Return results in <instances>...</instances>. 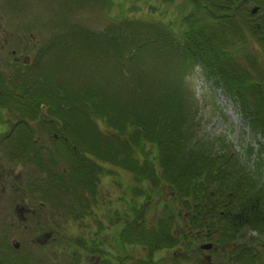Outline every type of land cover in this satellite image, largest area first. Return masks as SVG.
<instances>
[{
    "label": "rangeland",
    "instance_id": "374dc122",
    "mask_svg": "<svg viewBox=\"0 0 264 264\" xmlns=\"http://www.w3.org/2000/svg\"><path fill=\"white\" fill-rule=\"evenodd\" d=\"M123 1L125 4L121 6L120 3ZM137 1L140 3V8H143L142 11L138 7H131L130 3L125 0H109L110 6L108 9H106V0H0V58L8 57L11 55V51H14V55L21 57L28 56L33 61L43 58L40 60L41 67L52 71L54 78L45 76V90H52L56 97L63 99L60 101V104L63 105L60 106L59 113L53 117L59 118L60 115L73 111L72 118L74 122L77 125L83 126L86 144H91L93 137L99 139L101 133L103 136L107 135L111 138L112 136L105 132L108 131L107 125H104L99 118L89 114V116L94 117V123L101 130L98 129L95 132L96 128L93 121L89 120L82 112V109L77 107L82 102L85 94H96V91L103 95L109 94V99H106L109 100L108 107L112 105L111 101L113 97L111 98V96L116 94L115 100L119 98L118 101L121 103L128 96V90H126L125 86L126 80L132 71L138 75L139 79L141 78L143 86L147 91L151 85L149 95H156L159 90L158 86H160V89L163 88L161 82L165 80L164 77H169V72L173 70L170 60L161 54H157L151 48L146 49L143 62L134 63L133 67L126 65L123 68L115 70V58L120 57L128 63V51L125 53L121 46L126 40H117L118 36L116 33L119 31L118 35L129 37L137 31L133 27L134 25L125 26L127 25L126 22L136 23L153 20L152 24H155L159 20L165 21L166 13L170 10H172L170 15H175L176 13L179 16L178 11L172 4V6L157 5L156 8H162L161 10L165 11L157 12L160 14L158 16L157 13L155 15L154 11H152L151 6L150 8L145 5L149 1L155 5L156 0ZM180 1L175 0V2ZM252 6L258 5L250 3L248 7L243 8L241 4H238L233 10L237 17H239L237 18L238 24L245 31L244 36H247L248 32V30H245L246 26L252 28L251 25L254 24L248 18L250 16L249 10ZM260 9L263 11L261 12L263 15L258 12L254 15L256 20L261 16L264 18V7H260ZM161 14H163V17ZM149 15L155 16L150 17ZM104 29L105 31L102 32ZM234 41L236 39H232L230 43ZM143 43L150 44L151 40L144 38ZM252 43V41H246L244 47L238 43H233L230 48L233 51L236 50L234 52L241 51V53L246 50L250 53H242L243 55H251L259 59V65L254 64L252 67L249 65L248 69L252 76L251 83L264 89V81L253 80L257 79L259 73H264V54L261 50L263 47L258 44L259 47L256 44L253 50L251 48L253 46ZM127 49H130V46H127ZM242 58L240 55L237 57L238 65L241 68ZM24 71L27 72L28 69H24ZM118 73H120V77L117 75ZM39 77L38 75V79ZM112 77L115 82L111 79ZM133 79L137 83V79ZM154 83L158 86L156 87ZM183 90V94H185L183 104L188 113L186 117L189 127L190 123L192 124L193 139L199 143L200 147H204L206 151L218 155L227 153L232 158L237 159V162L245 168L249 176L261 173L259 187L263 191L261 195H264V137L251 131L241 111L237 97H230L223 87L217 86L213 79L210 80V78L206 77L204 69L199 65L193 67L192 70L185 74ZM143 93H145L144 90ZM68 98L75 102L74 110ZM56 101L59 102L57 98ZM106 103L105 101L104 104ZM51 106L54 108L53 111H57L54 102H52ZM82 129L79 128V132L77 133H64L67 135L68 141H66V144L68 145V150L82 154L81 157L89 164H93L94 162L90 161V159L88 160L85 154L94 161L101 163L102 157H104L101 149L97 156L98 152H91L85 148L84 144L78 143L83 140L81 135ZM109 143L110 139L104 138V141L102 139V142L96 146V149L108 147ZM60 145L61 141L59 140L53 142L52 156L57 158L58 161L56 167L64 165L60 159L62 152ZM144 147L145 151L148 152L147 145ZM130 148H126V150H130ZM146 157L147 153L143 155L139 154L137 160L141 164H146ZM150 158L151 162L156 164L153 161V153ZM95 166L96 164L94 163V169ZM145 170L147 173L149 172L148 168ZM156 171L158 170L153 169V172ZM247 174H244L240 178L243 184L236 188V195L233 196L232 194L230 196V207L235 204H242L240 195L249 184ZM123 176L119 177V179L123 183H126L130 177L128 174H123ZM46 184L50 185L48 182ZM212 187L209 186L210 189ZM107 188L108 190L104 191V194L108 195L110 193L114 206L119 209L122 208V204L118 202L119 194L117 193V187L111 184L107 185ZM154 190L158 194H153L152 196V205L155 206H158L161 199H163L161 204H164L166 199L170 200L175 196V193L173 194L166 190L165 184L161 186V194L157 193V189ZM13 212V206L10 208L6 207L5 204L0 206V220L6 222L4 224L2 221L0 222V264H29V262L24 263L23 261L29 260L28 257L30 255L34 260L37 259L40 264H66L62 258L57 256L59 251L56 249L61 244L55 246L54 241H52V245H46V242H43V235L49 231L45 224L37 223V229H33L30 235H28L27 230L24 231V236L21 238V233L28 224L20 226L22 223L19 224L17 222L13 217ZM159 215L160 213H158V217ZM152 216L154 219L157 218V214L152 212L150 216L147 215L148 220ZM182 217L185 218L184 210H180L174 214V224L169 238L173 240L179 237L180 240H183L179 244L185 243V240L191 237L182 234L184 229L181 228ZM9 218L11 219L8 220ZM242 220L249 226H244L243 224L244 232L234 243V246H237L239 251L233 245L227 244L225 245V251L220 253L219 246L217 245L218 247L210 253V264H224L222 260L224 258L225 260L229 259L230 257L235 259L232 262L229 261L228 264H264V234L255 226L250 225L252 224L250 217L244 216ZM70 227L74 228L73 232L70 230ZM87 227L88 225H83L82 222H65V224H59L58 227H55L56 230L52 229L51 235L58 237L56 240L58 243L62 241L68 242L72 239L75 240L70 236L72 233L79 234V232H85L90 236L91 230L87 231ZM83 228L85 229L83 230ZM97 235L103 236V234ZM111 235L112 231L105 232L103 238V241L107 243L105 249H108V241ZM199 240L197 238V242H200ZM15 241L16 243L19 241L21 247L18 253L13 252L14 247H12V244ZM207 242L213 243V241ZM239 244H243L244 248L242 249V246L238 248ZM142 247L147 252L148 248L144 245ZM175 249L171 250L170 248L169 251L162 250L158 255L153 257L154 262L158 264H182L181 257L177 253H174ZM196 250H199L198 246ZM83 251L84 254L79 255V257L84 261V264L91 263L92 261L88 259L92 251L86 248V246L83 247L82 244H79L75 252ZM93 251H96L100 256V260H95V263H102V251L95 247H93ZM140 251L142 252V249ZM141 252L134 251L131 258L132 261L129 260V264H144L142 260L147 259L148 252ZM240 253H243L240 256L241 259L239 258ZM206 254L208 255L209 253L205 251L202 253L204 262H206V258H204ZM65 259L68 258L65 256ZM39 263L34 261V264Z\"/></svg>",
    "mask_w": 264,
    "mask_h": 264
},
{
    "label": "trees",
    "instance_id": "16d2710c",
    "mask_svg": "<svg viewBox=\"0 0 264 264\" xmlns=\"http://www.w3.org/2000/svg\"><path fill=\"white\" fill-rule=\"evenodd\" d=\"M125 1L131 7L140 8L137 0ZM156 1L155 5L150 1L145 4L152 7L155 15L164 11L156 8L157 5H174L179 16L176 13L170 15V10L166 13L165 21L159 20L155 24H152L153 20L147 21V25V22H126L127 27L134 25L137 29L129 37L118 35L119 31L116 33L117 40H126L121 46L125 53L128 51V63L120 57L115 58L114 62L115 70L126 65L133 67L134 63L143 62L147 48L154 49L157 54L168 58L173 66L169 77H164L165 80L161 82L163 88L160 89L154 83L159 87L157 96L149 95L151 85L147 91L141 78L131 71L126 80V100L120 103L119 98L115 100V94L111 96V107H108L109 100L106 99H109V94L103 95L96 91V94H85L83 103L87 107L86 112L91 110L92 115L107 125L108 130L118 139L111 141L112 149L103 152L101 167H120L115 162L120 152L122 162L125 161L123 159L128 160L134 171H146L148 168L149 184L157 187L160 185L157 193L161 194V186L164 184L167 191L175 193L164 204H161L163 199L160 200L162 208L157 211L154 209L157 214L155 219L153 216L149 220L147 218L152 213V197L146 207L137 210L138 216L134 214L133 221L129 224L132 227V245H144L151 252L173 249L177 239L169 238L174 214L180 210L193 209L190 213L185 212L181 228L199 234L210 233L211 240L216 247L219 246L222 253L225 251L223 243L234 245L238 237H241L244 226H249L243 222L244 216L250 217V225L264 234V195H261L263 191L259 187L261 173L249 176L237 159L227 153L218 155L206 151L193 139L192 124L189 127L186 117L188 113L183 104V80L193 67L201 66L206 77L213 79L217 86L223 87L230 97H237L251 131L264 137V89L251 83L252 76L248 69L249 65H259L260 61L255 56L243 55L242 53H250L246 50L241 53L230 48L233 43L244 47L246 41H252L251 48L254 50L253 47L259 44L263 47L261 50L264 54V18L261 16L256 20L250 14L249 21L254 24L251 25L252 28L246 26L245 30L248 32L244 36L245 31L238 24L239 17L233 12L238 4L245 8L250 3H255L262 8L264 0H212L211 7H205L204 0ZM199 3L202 6H198ZM124 4V1L120 3L121 6ZM260 7L261 13L263 11ZM122 10L124 11L123 8ZM157 15L160 16L159 13ZM246 22L249 23L248 20ZM104 31L105 29L102 32ZM144 38L151 40V43H143ZM232 39L236 41L230 43ZM239 55L243 57L242 68L238 65ZM133 78L137 79V83ZM111 79L114 81L113 77ZM253 80L264 81V73H259L257 79ZM146 145L148 152L145 151ZM144 153H147L146 164H141L137 158ZM152 153L156 164L151 162ZM153 169L158 171L153 172ZM100 171L98 164V173ZM244 174L248 175L249 184L240 195L242 204L230 207V196L236 195V188L243 184L240 178ZM209 186H213L212 189ZM150 193H153L152 188ZM199 239L204 241L202 237ZM190 247L187 245L183 249ZM234 259L230 257L222 261L225 264Z\"/></svg>",
    "mask_w": 264,
    "mask_h": 264
},
{
    "label": "flooded vegetation",
    "instance_id": "af4514ba",
    "mask_svg": "<svg viewBox=\"0 0 264 264\" xmlns=\"http://www.w3.org/2000/svg\"><path fill=\"white\" fill-rule=\"evenodd\" d=\"M204 1L205 7L212 6V0ZM198 6H202L201 3ZM35 64L36 62L27 56L0 58V206L3 204L9 208L13 206V217L19 224L22 223L20 226L28 224L24 227L21 238L24 236V231L27 230L30 235L33 229H37V223L45 224L49 231L43 235V242L52 245V241L58 239L51 235V230H56L54 223L61 225L65 222H82L83 225H88L87 231L91 230L90 236L85 232H79L83 247L89 248L93 254L97 253L93 251V247L100 249L102 254L107 255L109 264H129L134 251L141 252L142 249L133 248L132 227L129 224L134 218V207L138 210L143 206V200L147 202L149 197L146 174L143 169L134 171L128 160L123 162L126 164L125 169L116 166L101 167L100 163L85 154L88 160L96 164L94 169V163L86 162L81 157L82 154L68 150L67 135L59 136L56 133H77L79 128L71 126L70 120L52 121L47 109L49 105L37 104L40 96L33 88L27 90L23 83H19L16 88L4 87L5 76L13 78L20 67L35 69ZM35 74L34 71L29 78H33ZM45 75L50 76V72L46 71ZM50 94L51 90L41 91V95L46 99H49ZM54 130L56 132H53ZM62 138L60 156L64 165L56 167L52 158L53 142ZM82 138L83 140L78 143L84 144L91 152H98L96 146L102 142V139L104 141V137L100 136L99 139L93 137L91 144H86L84 136ZM106 149L104 147L101 153L103 154ZM98 164L100 173H98ZM38 170L44 175H37ZM84 171H90L91 174L81 176ZM123 174H128L130 177L126 183L119 179L124 177ZM37 176H39L38 183ZM47 182L50 185H47ZM111 184L117 187L118 202L122 204L120 209L114 206L110 193L104 194V191L108 190L107 185ZM192 211L193 209L190 210ZM2 222L4 224L5 221ZM111 231L108 249H105L107 243L103 238L105 232ZM182 234L193 238L190 237L185 243L179 244L183 241L180 240L179 245H196L195 237H202L204 240L212 238L207 232ZM15 243L16 241L12 245L17 247L15 251H19L21 248L19 241ZM160 252L156 251L150 255L153 258ZM141 253L147 252L142 249ZM174 253L181 257L182 264L211 262L210 253L204 256L206 262L202 258V251L196 256V247L186 250L175 249ZM242 254L239 255L240 259ZM88 260L92 261V258Z\"/></svg>",
    "mask_w": 264,
    "mask_h": 264
},
{
    "label": "bare ground",
    "instance_id": "6f19581e",
    "mask_svg": "<svg viewBox=\"0 0 264 264\" xmlns=\"http://www.w3.org/2000/svg\"><path fill=\"white\" fill-rule=\"evenodd\" d=\"M116 140H118L117 138H116ZM118 143H121L120 141L118 142ZM128 154V153H127ZM99 155V151H98V154H97V156ZM115 162L121 167V169H125L126 168V164L125 163H123L122 162V155H121V153L120 152H118V157L115 159ZM91 174V172L90 171H84L82 174H81V176H83V175H87V176H89ZM37 175H44V173H42L41 171H37ZM149 199H150V197H148V201H149ZM147 201V202H148Z\"/></svg>",
    "mask_w": 264,
    "mask_h": 264
},
{
    "label": "water",
    "instance_id": "95a60500",
    "mask_svg": "<svg viewBox=\"0 0 264 264\" xmlns=\"http://www.w3.org/2000/svg\"><path fill=\"white\" fill-rule=\"evenodd\" d=\"M258 11V7H253L252 9H251V13L252 14H255L256 12ZM208 248L210 249L211 248V245L210 244H205V245H202L201 246V249H205V250H208Z\"/></svg>",
    "mask_w": 264,
    "mask_h": 264
}]
</instances>
